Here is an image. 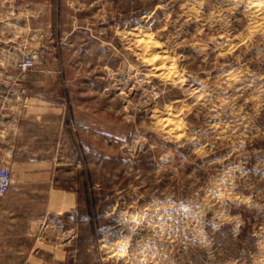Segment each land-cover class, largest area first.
Wrapping results in <instances>:
<instances>
[{"label": "rangeland", "instance_id": "obj_1", "mask_svg": "<svg viewBox=\"0 0 264 264\" xmlns=\"http://www.w3.org/2000/svg\"><path fill=\"white\" fill-rule=\"evenodd\" d=\"M0 6L20 26L63 20L61 60L28 57L63 72V139L8 159L0 219L38 221L0 228V264H264V0ZM152 47L176 74L154 73Z\"/></svg>", "mask_w": 264, "mask_h": 264}, {"label": "crops", "instance_id": "obj_2", "mask_svg": "<svg viewBox=\"0 0 264 264\" xmlns=\"http://www.w3.org/2000/svg\"><path fill=\"white\" fill-rule=\"evenodd\" d=\"M32 5L35 8L34 2H30L28 7ZM3 8L4 6H0V11ZM49 21L39 22L34 16L33 19L29 17L25 26H20L9 18H2L0 12V167L8 165V159L52 157L51 153H37V143L63 139V112L61 104L56 101L61 97V93L52 92L57 88L56 85L61 90L63 72L23 70L20 67V63L27 60L29 55L37 53L39 45L43 53L49 57L55 55L51 47L58 45L61 60L62 16H59L57 21L53 22L52 18ZM41 88L48 93L37 94V89ZM17 164L26 166L22 162ZM30 172V169H24V173ZM3 199L0 200V204ZM51 203L55 209H63V191L53 190ZM36 221L38 220L34 215L16 217L3 214L0 219L2 237L8 236L10 229L23 228L14 224L15 222ZM36 245L30 253H40L39 245ZM56 248L57 244L54 254L58 252L62 254L61 245L59 251Z\"/></svg>", "mask_w": 264, "mask_h": 264}, {"label": "built area", "instance_id": "obj_3", "mask_svg": "<svg viewBox=\"0 0 264 264\" xmlns=\"http://www.w3.org/2000/svg\"><path fill=\"white\" fill-rule=\"evenodd\" d=\"M34 66L32 59H27L20 63L23 70L31 69ZM13 185L12 170L8 166L0 167V200L7 196Z\"/></svg>", "mask_w": 264, "mask_h": 264}, {"label": "bare ground", "instance_id": "obj_4", "mask_svg": "<svg viewBox=\"0 0 264 264\" xmlns=\"http://www.w3.org/2000/svg\"><path fill=\"white\" fill-rule=\"evenodd\" d=\"M155 48L152 47L151 50H150L151 58H150V61H149L150 65L153 67L154 73H165L167 71H170L171 74H173L172 71L174 72V70L172 68V65H168V64H171V62L169 63L167 58L158 57L157 55H155V51H154ZM167 65L169 66V68H167ZM129 219L130 220H134V219H137V218H136V216H130Z\"/></svg>", "mask_w": 264, "mask_h": 264}]
</instances>
